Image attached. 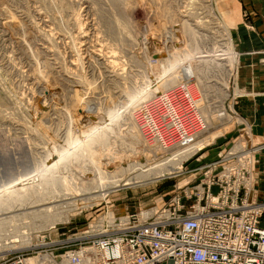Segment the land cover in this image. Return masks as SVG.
I'll return each instance as SVG.
<instances>
[{"label": "rangeland", "instance_id": "obj_1", "mask_svg": "<svg viewBox=\"0 0 264 264\" xmlns=\"http://www.w3.org/2000/svg\"><path fill=\"white\" fill-rule=\"evenodd\" d=\"M196 1L0 0V196L6 200L0 205V264H65L68 251L106 233L114 208L127 215L170 205L199 186L204 166L224 162L237 145L255 150L253 191L264 200L258 178L264 139L245 118H252V108L243 114L241 102L250 94L238 84L240 2L210 0L209 9L208 0ZM75 16L85 23L86 42L77 39ZM180 20L197 32L190 36ZM108 54L119 60L113 68ZM173 79H187L200 125L164 143L145 131L138 110L159 93L184 87L173 86ZM148 154L181 162L182 172L157 176L161 165L155 168ZM24 181L42 182L50 193L71 184H86V197L113 191L68 218L47 219L36 207L25 209L39 199L18 196ZM12 183L15 191L5 194ZM195 200L183 196L187 205Z\"/></svg>", "mask_w": 264, "mask_h": 264}, {"label": "built area", "instance_id": "obj_2", "mask_svg": "<svg viewBox=\"0 0 264 264\" xmlns=\"http://www.w3.org/2000/svg\"><path fill=\"white\" fill-rule=\"evenodd\" d=\"M185 89L161 92L149 108L140 106L138 115L149 135L174 143L199 127ZM254 153L244 147L229 151L217 173V163L203 167L205 177L194 191L187 188L147 220H141L140 213H128L125 232L96 236L65 256L80 262L77 253L82 250L91 264H264V200L253 191ZM194 195L192 205L183 201V196L191 200Z\"/></svg>", "mask_w": 264, "mask_h": 264}, {"label": "bare ground", "instance_id": "obj_3", "mask_svg": "<svg viewBox=\"0 0 264 264\" xmlns=\"http://www.w3.org/2000/svg\"><path fill=\"white\" fill-rule=\"evenodd\" d=\"M187 1V0H186ZM190 1H193V2H195L196 0H190ZM199 1V0H198ZM197 2V1H196ZM200 2V1H199ZM232 2H238L237 0H232ZM189 3V2H188ZM204 3H205V1H204ZM207 3H208V5H207V7L209 8V9H211L210 7H211V1L210 0H208L207 1ZM193 4V3H192ZM190 10V9H189ZM78 14H80V13H78ZM188 15H190L189 14V12L187 13ZM195 14V13H194ZM192 15H193V13H192ZM208 15H210V14H208ZM205 17V16H204ZM167 20L169 21V23H172L173 22V20H174V18L172 17V15L171 14H168L167 15ZM82 21L83 20H81V18H80V16L78 17V16H75L74 17V19H73V25H74V27H75V30L77 31L76 33L78 34L77 35V39L79 40V39H81L80 41H81V43H83V41H85V39H87V36H85L86 34H85V29L83 28L84 26H85V23L83 24L82 23ZM197 22V25H199V24H201L202 22H200V21H196ZM211 22V21H210ZM178 23H179V25H183L185 28H187L188 29V31H189V35L190 36H192V34H195V32H197V31H195L194 30V27H193V29L190 27V26H188L186 23H187V20L185 21V20H180V21H178ZM208 24V23H207ZM84 25V26H83ZM190 25V24H189ZM202 25H204V24H202ZM52 29V28H51ZM87 32V31H86ZM170 33V32H169ZM174 33H176V32H174ZM88 34V33H87ZM203 34V33H202ZM196 35H197V33H196ZM201 36V35H200ZM224 37V36H223ZM76 38V37H75ZM100 38V37H99ZM227 39V38H226ZM168 40H170V38L168 39ZM217 40V39H216ZM224 40H225V38H224ZM171 41V40H170ZM86 42V41H85ZM84 42V43H85ZM104 44V43H103ZM217 44V43H216ZM225 44H227V42H225ZM107 45V44H106ZM170 45V44H169ZM100 47V46H99ZM96 48V47H95ZM108 48V47H107ZM100 49V48H99ZM108 49H110V48H108ZM112 49V48H111ZM219 49V48H218ZM96 50V49H95ZM105 50H107V49H105ZM93 51H94V49H93ZM97 52H101V49H100V51H97ZM115 52V51H114ZM95 53V52H94ZM98 53V54H99ZM108 53H110V52H108ZM101 54V53H100ZM99 54V55H100ZM111 54V53H110ZM112 54H114V53H112ZM111 54V55H112ZM115 54H117L116 52H115ZM207 54H209V53H207ZM225 54V53H224ZM223 54V55H224ZM109 55V54H108ZM103 56V55H102ZM101 56V57H102ZM105 56V55H104ZM110 56V55H109ZM113 56V55H112ZM112 56H110V58L112 57ZM118 56V55H117ZM210 55H208V57H209ZM116 57V56H115ZM114 57V58H115ZM75 58V57H74ZM78 58V57H77ZM99 58V57H98ZM108 58V57H107ZM113 58V57H112ZM110 59V60H108L109 61V66L111 65V68H113V65H115V63H118V61L116 62L115 60H113V59ZM117 58V57H116ZM76 59V58H75ZM106 59V58H105ZM109 59V58H108ZM202 59V58H201ZM218 59V58H217ZM75 61V60H74ZM107 61V62H108ZM204 61V60H203ZM207 61H210L209 59L208 60H206L205 59V62H207ZM103 62V61H102ZM75 63V62H74ZM73 63V64H74ZM77 63V62H76ZM75 63V65H77ZM105 63H106V61H105ZM208 63V62H207ZM207 63H205V64H207ZM226 63V62H225ZM107 64V65H108ZM62 65V64H61ZM78 66V65H77ZM80 66V65H79ZM70 67V66H69ZM75 67V66H74ZM118 67V66H117ZM80 68V67H79ZM110 68V67H109ZM69 70V69H68ZM72 70V69H71ZM73 71V70H72ZM117 71V70H116ZM186 81H187V79H186ZM184 82V83H182V81H179L178 79H173V80H171V84L174 86V84L175 85H177V86H186V83L187 82ZM176 82H178V83H176ZM208 86V85H207ZM186 88V87H185ZM225 91V90H224ZM227 94V93H226ZM206 142V141H205ZM203 145H205V144H203ZM201 146V145H200ZM243 149V146L242 145H237V146H235L233 149ZM199 149V148H198ZM159 156V155H158ZM158 156H156V154H148V156H147V158H148V161L149 162H151V161H153V162H155L156 163V165L154 166L155 168H157L159 165H161V168L159 167L158 168V172H156V175L157 176H167V175H173V174H179L180 172H182V163L181 162H174V160H159V159H157V157ZM148 164V163H147ZM146 165V164H145ZM122 171H124V169L122 170ZM145 172H148V170H145ZM142 174H145L144 172L142 173ZM140 175V174H139ZM25 176V175H24ZM31 176V175H30ZM26 177V176H25ZM37 178V177H36ZM139 178H142V177H137V178H133V179H124L123 181H122V183H118V184H116L114 187H112L113 189H115V188H117V187H126V186H128V185H130V184H133V183H135V182H138V180L137 179H139ZM158 178V177H157ZM22 179V178H21ZM26 179H28V178H26ZM30 179V178H29ZM19 181H20V179H19ZM28 181H30V180H28ZM14 183V182H13ZM13 183L11 184V185H13ZM16 183V182H15ZM21 183H23L22 184V188L24 189L23 190V194L22 195H18V196H23V197H28V198H31L32 200H36V199H39V200H37L36 202L37 203H39V204H37V205H35V206H33V205H30V206H28V207H26L25 206V209L27 210V208H30V207H36L37 208V210H35V211H37V212H35V214L36 213H42V212H44V213H46V218L47 219H53V218H58V217H60V216H62V217H64V218H68L69 217V212L70 211H72V210H74V209H76V208H78V207H81V206H86L87 208L88 207H90L91 206V203H89V202H92V201H94V200H98V201H102V200H104L106 197H107V195H109L113 190H109V188L108 189H106V190H104L102 193H100V194H97L96 196H90V197H86L85 196V193L83 194V192L84 191H86V184H85V186L84 187H74V186H72V184L71 185H68L67 186V188H66V190L64 191L63 189L62 190H54V192L53 193H50L47 189H46V187L43 185V183L42 182H40V183H38V185H36L35 186V184L37 183H35L34 185H32V184H30L29 183V185H28V183H25V181L24 182H21ZM17 185L18 184H16V185H13V186H10L9 188H7V187H5L6 189H3V192L6 194H9L10 192H14L15 191V189H16V187H17ZM66 187V186H65ZM104 187V186H103ZM87 190H88V188H87ZM100 192V191H99ZM17 193H19L20 194V192L18 191ZM89 193V192H88ZM3 194V193H2ZM92 194V193H91ZM0 195H1V193H0ZM4 195V194H3ZM87 195H90V194H87ZM93 195V194H92ZM83 196H85V197H83ZM2 196H0V205H2L3 203H5L6 202V200H2V198H1ZM4 201V202H3ZM163 206V205H162ZM162 206H157V207H154L153 209H151V210H144L143 212H141L140 214V218H141V220H147V219H149L150 217H151V214H152V211H154V210H156V209H160ZM35 209V208H34ZM24 210V209H23ZM113 211V214L110 216V218L108 219V221L106 222V228H107V230H106V233H103V234H100V235H102V237H104V236H106V237H110L109 235H111L112 233H120V232H125L126 230L124 229V228H122V227H124L125 225H128L129 224V217L127 216V215H125V214H122V213H120L119 212V210H117V209H113L112 210ZM34 214V213H33ZM37 215V214H36ZM42 215V214H41ZM45 215V214H44ZM108 216L109 215H107L104 219V221H106V219L108 218ZM103 226H100V227H98V228H102ZM119 227V228H118ZM121 227V228H120ZM95 237V236H94ZM94 237H92L91 239H93ZM90 239V240H91ZM95 239V238H94ZM93 239V240H94ZM89 241V240H88ZM87 241V242H88ZM85 243V244H83V245H87L88 243ZM74 251H76V250H74ZM72 253H70V255H71ZM77 254H79V256L81 257V261L80 262H76V261H73V259H71V258H68L67 256H64L63 258H62V260H63V262L65 263V264H91V261H90V258H88L87 257V255L81 250V251H79ZM27 261V264H33V262H32V259H28V260H26ZM20 264H24L22 261L20 262Z\"/></svg>", "mask_w": 264, "mask_h": 264}, {"label": "crops", "instance_id": "obj_4", "mask_svg": "<svg viewBox=\"0 0 264 264\" xmlns=\"http://www.w3.org/2000/svg\"><path fill=\"white\" fill-rule=\"evenodd\" d=\"M239 2L243 21L238 23L234 31V38L243 53L238 84L250 94L242 100L241 106L243 114L246 115V112L252 108V118L248 115V117L244 116L252 124L254 135L264 139V0H239ZM260 51L263 53L261 54ZM259 160L258 178L263 186L264 150L259 153ZM160 264H173V262L167 260Z\"/></svg>", "mask_w": 264, "mask_h": 264}]
</instances>
